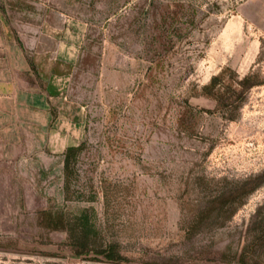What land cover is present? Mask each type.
<instances>
[{
    "label": "rangeland",
    "instance_id": "374dc122",
    "mask_svg": "<svg viewBox=\"0 0 264 264\" xmlns=\"http://www.w3.org/2000/svg\"><path fill=\"white\" fill-rule=\"evenodd\" d=\"M47 17L74 66L48 116L2 89L0 264H264V0H0V63Z\"/></svg>",
    "mask_w": 264,
    "mask_h": 264
},
{
    "label": "crops",
    "instance_id": "0c3cea01",
    "mask_svg": "<svg viewBox=\"0 0 264 264\" xmlns=\"http://www.w3.org/2000/svg\"><path fill=\"white\" fill-rule=\"evenodd\" d=\"M47 18V21L27 28L23 49L15 48L12 53L16 63H0V99L3 96L2 89L8 86L9 94L28 103L35 117L48 116L45 111L49 106L57 110L60 105L62 108L66 106L63 101L74 66L66 57L75 50V42L70 44L65 40L64 17ZM3 55L0 49V57ZM63 114H57L53 127L60 125ZM62 130L56 131V134L63 133Z\"/></svg>",
    "mask_w": 264,
    "mask_h": 264
},
{
    "label": "trees",
    "instance_id": "16d2710c",
    "mask_svg": "<svg viewBox=\"0 0 264 264\" xmlns=\"http://www.w3.org/2000/svg\"><path fill=\"white\" fill-rule=\"evenodd\" d=\"M223 78L222 74L220 76L213 77L211 79V82L209 86L206 88V90H211L213 87H215L216 83L221 81ZM237 84L241 87L242 90L247 89L253 85V76L247 75L243 77L240 81L237 82ZM238 96L240 98L243 96V92H239ZM79 150V147H68L66 151L64 152V168L68 169L69 166V159L70 157L76 153Z\"/></svg>",
    "mask_w": 264,
    "mask_h": 264
}]
</instances>
